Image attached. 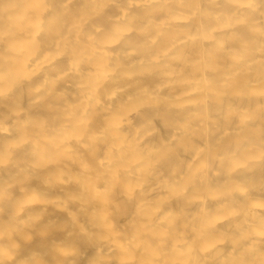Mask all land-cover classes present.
Returning <instances> with one entry per match:
<instances>
[{
    "label": "clouds",
    "instance_id": "9594fccd",
    "mask_svg": "<svg viewBox=\"0 0 264 264\" xmlns=\"http://www.w3.org/2000/svg\"><path fill=\"white\" fill-rule=\"evenodd\" d=\"M0 264H264V0H0Z\"/></svg>",
    "mask_w": 264,
    "mask_h": 264
}]
</instances>
